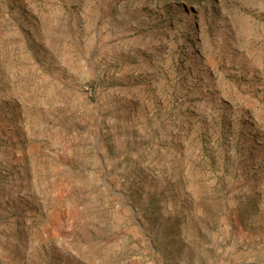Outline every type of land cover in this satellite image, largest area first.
<instances>
[{
  "label": "rangeland",
  "instance_id": "1",
  "mask_svg": "<svg viewBox=\"0 0 264 264\" xmlns=\"http://www.w3.org/2000/svg\"><path fill=\"white\" fill-rule=\"evenodd\" d=\"M0 264H264V0H0Z\"/></svg>",
  "mask_w": 264,
  "mask_h": 264
},
{
  "label": "trees",
  "instance_id": "2",
  "mask_svg": "<svg viewBox=\"0 0 264 264\" xmlns=\"http://www.w3.org/2000/svg\"><path fill=\"white\" fill-rule=\"evenodd\" d=\"M180 3H187L189 5H201L204 1L207 0H178Z\"/></svg>",
  "mask_w": 264,
  "mask_h": 264
}]
</instances>
